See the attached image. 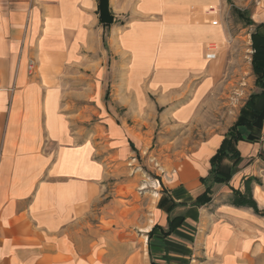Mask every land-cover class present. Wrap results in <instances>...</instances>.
<instances>
[{
	"label": "crops",
	"instance_id": "crops-1",
	"mask_svg": "<svg viewBox=\"0 0 264 264\" xmlns=\"http://www.w3.org/2000/svg\"><path fill=\"white\" fill-rule=\"evenodd\" d=\"M108 5L106 27L99 0H0V264H264V104L247 107L264 93L252 40L264 37V0ZM234 16L253 27L255 90L226 129L215 123L200 140ZM155 137L176 148L149 191L152 214L138 226L132 214L106 215L107 181L147 158ZM226 140L239 157L215 175ZM251 179L258 213L232 203ZM121 190L114 205L136 199Z\"/></svg>",
	"mask_w": 264,
	"mask_h": 264
},
{
	"label": "rangeland",
	"instance_id": "rangeland-1",
	"mask_svg": "<svg viewBox=\"0 0 264 264\" xmlns=\"http://www.w3.org/2000/svg\"><path fill=\"white\" fill-rule=\"evenodd\" d=\"M207 10V9H206ZM229 31L234 43L228 50L225 73L219 83L216 101L212 106H207L201 116L200 125L197 131L200 140L205 139L210 133L215 130V123L221 126L219 129H226L232 118H234L240 105L249 95L255 90V77L251 68V39L250 34L253 27H246L244 21H241L236 16L229 17ZM215 45V44H214ZM107 104H113V96L107 95ZM115 102V101H114ZM229 103V105L227 104ZM231 107L227 110L228 107ZM125 112H120L123 116ZM222 123V124H221ZM155 129V128H154ZM156 136L158 131H161L160 125L157 126ZM216 129V130H217ZM169 134L170 133H165ZM155 137L148 150V156H137L134 161V167H120L118 176H111L107 181L105 189L104 205L107 206L106 215H115L122 218L132 214L135 216V224H142L145 216H150L154 209L155 194L149 192L155 187L154 183L159 179L158 174L165 173L174 167V153L176 146L157 141ZM190 143H188L189 145ZM183 145H187L183 143ZM152 151L156 154L150 156ZM169 156L172 158L170 159ZM131 166V165H130ZM130 183V185L128 184ZM151 183V185L149 184ZM126 188L128 192L121 190L122 199H126L127 194L136 196L131 202L122 201L121 205L112 203L115 197V189ZM125 195V196H124ZM132 204V205H131ZM129 205H131L129 209ZM120 220V219H119ZM121 225H127V223ZM137 231L138 229L135 228Z\"/></svg>",
	"mask_w": 264,
	"mask_h": 264
},
{
	"label": "trees",
	"instance_id": "trees-1",
	"mask_svg": "<svg viewBox=\"0 0 264 264\" xmlns=\"http://www.w3.org/2000/svg\"><path fill=\"white\" fill-rule=\"evenodd\" d=\"M99 11H100V19L101 22L106 26H110L113 22V16L110 13L108 0H99ZM264 26V24H263ZM258 34H253L252 40H253V47L255 48L256 52L254 55V69L257 72V74H260L263 71L262 68V60L264 57V37L257 38ZM259 63V64H258ZM259 85H263L261 82V78L259 77L258 82ZM257 100V101H256ZM264 104V93L260 95H253L249 99L247 103V107L250 110H253V113H258V106L261 107V105ZM230 141L226 140L223 142V145L217 155L212 160V166H213V174H217V170L219 167L220 162L225 158L230 156L231 158H237L239 157V153L235 150L230 151L229 150ZM216 179L218 180V177L216 176ZM254 181L253 179L246 181L245 185V191L242 193L237 190H233V205L237 207H249L252 208L255 212L258 211V207L256 202L253 199L252 190L250 188V185Z\"/></svg>",
	"mask_w": 264,
	"mask_h": 264
},
{
	"label": "built area",
	"instance_id": "built-area-1",
	"mask_svg": "<svg viewBox=\"0 0 264 264\" xmlns=\"http://www.w3.org/2000/svg\"><path fill=\"white\" fill-rule=\"evenodd\" d=\"M211 11H213V10H211ZM217 50H218V47L216 45L212 44V45L208 46V52L210 53V56H214V54L216 53ZM34 69H35V62L33 60H31L29 62L28 70H29V72L32 73L34 71Z\"/></svg>",
	"mask_w": 264,
	"mask_h": 264
}]
</instances>
